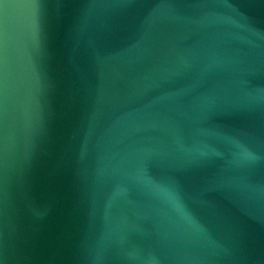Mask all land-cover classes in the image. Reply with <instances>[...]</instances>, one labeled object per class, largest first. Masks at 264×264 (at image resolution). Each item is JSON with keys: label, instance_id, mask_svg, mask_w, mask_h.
I'll return each instance as SVG.
<instances>
[{"label": "water", "instance_id": "water-1", "mask_svg": "<svg viewBox=\"0 0 264 264\" xmlns=\"http://www.w3.org/2000/svg\"><path fill=\"white\" fill-rule=\"evenodd\" d=\"M0 264H264V0H0Z\"/></svg>", "mask_w": 264, "mask_h": 264}]
</instances>
